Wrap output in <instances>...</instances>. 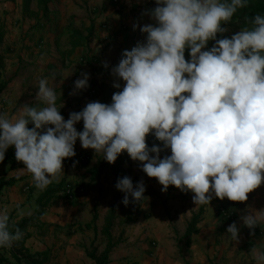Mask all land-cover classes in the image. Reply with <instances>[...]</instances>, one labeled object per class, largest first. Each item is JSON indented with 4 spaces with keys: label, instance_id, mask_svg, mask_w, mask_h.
I'll return each instance as SVG.
<instances>
[{
    "label": "clouds",
    "instance_id": "1",
    "mask_svg": "<svg viewBox=\"0 0 264 264\" xmlns=\"http://www.w3.org/2000/svg\"><path fill=\"white\" fill-rule=\"evenodd\" d=\"M154 2L157 7L146 14L155 24L140 28L144 43L124 51L112 69L126 82L112 103H88L65 121L60 95L48 79H39L36 106L24 105L11 118L0 115V162L14 147L15 159L25 165L19 171L31 174L35 187L43 190L59 181L62 161L75 156L79 140L83 149L102 154L109 164L126 151L162 191L169 185L191 191L196 205L210 204V188L220 200H247L264 179V14L253 16L251 27L231 38L217 39L248 0ZM209 41H214L211 48ZM88 80L89 74L81 73L74 89H86ZM81 121L78 133L74 126ZM150 131L170 156L160 159L161 148L146 146ZM115 188L125 194V206L129 195L134 202L145 199L142 182L134 189L124 177ZM9 219L7 209H0V248L11 247L23 235L18 228L9 231ZM241 220L255 229L264 222V210ZM226 231L237 241L235 223ZM253 255L255 264H264V250L255 249Z\"/></svg>",
    "mask_w": 264,
    "mask_h": 264
},
{
    "label": "crops",
    "instance_id": "2",
    "mask_svg": "<svg viewBox=\"0 0 264 264\" xmlns=\"http://www.w3.org/2000/svg\"><path fill=\"white\" fill-rule=\"evenodd\" d=\"M155 7L154 0H0V115L11 118L24 105L36 106L41 78L60 95L65 121L88 103L110 105L126 84L112 69L124 51L144 43L140 28L155 24L146 14ZM81 73L89 74L88 87L77 91L74 82ZM74 127L82 132L83 121ZM74 151V157L62 161L59 181L41 190L31 174L19 171L25 165L15 159L14 147L7 149L0 162V209L8 211L9 231L18 228L23 235L11 247L0 248V264H95L88 254L102 257L109 243L106 264H255L253 250H264V242L240 218L243 211L247 215L251 198L236 208L210 188V204L196 205L191 191L172 185L162 191L141 163L123 165L124 160L126 177L131 179L134 169L133 187L142 182L145 199L123 234L125 226L115 225L116 218L106 236L108 208L123 195L115 188L112 163L83 149L79 140ZM170 155L169 149L159 158ZM254 197L255 203L259 196ZM224 212L236 213L237 219L227 221ZM233 223L239 229L237 241L226 231Z\"/></svg>",
    "mask_w": 264,
    "mask_h": 264
},
{
    "label": "rangeland",
    "instance_id": "3",
    "mask_svg": "<svg viewBox=\"0 0 264 264\" xmlns=\"http://www.w3.org/2000/svg\"><path fill=\"white\" fill-rule=\"evenodd\" d=\"M256 1H264V0H248L247 7L238 9L237 12L235 13L234 17H233V20L229 24L223 25V27H226L228 29V31L223 33L222 35H218L217 39L231 38V36L233 34L239 32L241 29L251 27V24L249 23L250 20L245 19V17L249 13V11L251 10V8L253 7V5ZM212 43H213V41H209L207 48H211ZM185 55L187 56V59H190L189 49H187V48L185 49ZM119 156H121L124 160L123 165L126 163H127L126 165L129 164L130 166L134 163L136 165L140 164V162L133 161L132 159H129V155L127 154L126 151H123V155L120 154ZM131 162H133V163H131ZM123 165H122V167H123ZM124 167L126 168V166H124ZM133 171H134V169H132L131 179L133 177ZM124 172L125 171L123 170V173L119 175L118 180L123 178ZM128 173H129V171H128ZM262 177H264V173H262ZM134 180H135V182H137L135 178H134ZM103 181H105V179H103ZM104 183L106 184V181ZM252 193L253 192L248 194V198L246 200V201H248L251 198V204L250 205L247 204L246 208H245L247 214H250L253 211L259 212L261 210H264V179H262L261 185L257 189H255L253 196H252ZM122 194L123 195L118 196V199H117L118 202L115 204L116 205V208H115L116 218H117L115 225L120 224V225L126 226V225H129L131 223V222L129 223V221H130L129 213L130 212H132V214L137 213L138 209L142 205V200L139 202H134L132 197L129 195V197H128L129 203L127 206H125L122 203L125 194L124 193H122ZM254 195L259 196L257 201H255V203H254V200H255ZM111 198H113V197H111ZM246 201H244V202H246ZM229 202L231 205H233L236 208L240 207V205H244V202H242V203L237 202L236 204H234L232 201H229ZM253 203H254V205L252 206ZM224 213L227 214V216H224V214H223L224 218L227 221H230V222L233 221L234 222L237 219L236 213H230V212H224ZM132 214H131V219H134L135 217L132 216ZM242 214L245 215L246 214L245 211H243ZM115 229H117L115 231V236H118V233L120 232V230H119L120 228L116 227ZM126 229H125V231H126ZM248 232H252L251 234L254 233L256 237H260L261 240L264 242V222L259 223L255 229H252L251 231H248Z\"/></svg>",
    "mask_w": 264,
    "mask_h": 264
},
{
    "label": "trees",
    "instance_id": "4",
    "mask_svg": "<svg viewBox=\"0 0 264 264\" xmlns=\"http://www.w3.org/2000/svg\"><path fill=\"white\" fill-rule=\"evenodd\" d=\"M257 14H264V1H256L253 5V7L251 8V10L249 11V13L246 15L245 19L247 20H251V18ZM233 20V19H232ZM185 60L186 62L189 60L187 59V56L185 55ZM145 142H146V146L150 149L151 147L153 146H157L159 148H161V152L159 154V156H162V155H165V153L169 150L167 148H164V145H163V142L157 140L155 138V135H154V132L153 131H150L146 137H145ZM151 155V153H150ZM129 159H131L129 157ZM138 162V161H137ZM122 163H123V158L121 156H119L116 161L114 163H112L111 165V172L112 174L115 176V179H116V182L118 181V178H119V175L123 173V170H122ZM127 174L124 173L123 174V178L126 177ZM9 182H13V181H9ZM7 183V182H6ZM1 185L2 183L0 182V188H1ZM57 188H59V186H57ZM115 208H116V205L113 204L110 206L109 208V211H108V215H107V218H106V222H105V227H104V234L108 237H110V231L113 227V224H114V221L116 219V212H115ZM131 214L132 212L129 213V216H130V222H132V219H131ZM94 218H95V215H94ZM195 222V218L192 220L191 224H193ZM128 225H126L122 231H121V234H123L125 232V228H127ZM189 231V230H188ZM113 245L111 243H109L107 245V249L106 251L104 252L103 256L102 257H95L94 253H89L88 254V257L95 262V264H106L107 263V252L110 250V248L112 247Z\"/></svg>",
    "mask_w": 264,
    "mask_h": 264
},
{
    "label": "built area",
    "instance_id": "5",
    "mask_svg": "<svg viewBox=\"0 0 264 264\" xmlns=\"http://www.w3.org/2000/svg\"><path fill=\"white\" fill-rule=\"evenodd\" d=\"M213 44H214V41L212 43V46H213ZM118 64L119 63H116L113 68H115L116 66H118ZM64 194H65V196L68 199H71L72 198V193H71V189H70V186L69 185H65V187H64ZM233 203L236 204L237 202H233ZM224 216H227V214L224 213Z\"/></svg>",
    "mask_w": 264,
    "mask_h": 264
}]
</instances>
